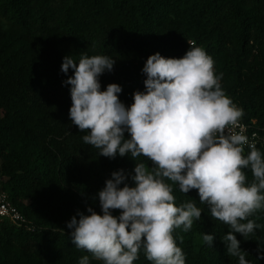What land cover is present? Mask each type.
I'll return each instance as SVG.
<instances>
[{
	"label": "trees",
	"instance_id": "1",
	"mask_svg": "<svg viewBox=\"0 0 264 264\" xmlns=\"http://www.w3.org/2000/svg\"><path fill=\"white\" fill-rule=\"evenodd\" d=\"M0 15L9 25L0 27V179L28 219L23 226L0 222V264H78L85 255L90 264H103L73 245L67 222L89 206L100 211L93 197L113 171L131 173L136 161L153 167L144 156H100L83 141L87 132L69 118L71 86L64 81L74 73L61 71L65 56L116 59L114 70L100 77L102 89L119 83L120 99L131 105L134 92L145 89L147 58L183 57L191 42L213 58L243 118L264 128V0H0ZM245 172L251 182V170ZM173 189L177 206L195 201L204 210L190 231L174 232L186 264H238L220 239L228 225L211 218L197 190ZM250 219L262 227L247 240L237 237L246 259L264 264L256 258L264 210ZM204 233H215L214 247L203 243ZM134 264L152 262L141 251Z\"/></svg>",
	"mask_w": 264,
	"mask_h": 264
},
{
	"label": "clouds",
	"instance_id": "2",
	"mask_svg": "<svg viewBox=\"0 0 264 264\" xmlns=\"http://www.w3.org/2000/svg\"><path fill=\"white\" fill-rule=\"evenodd\" d=\"M189 44L183 57L156 52L147 58L145 89L134 92L131 105L120 99L119 83L102 89L100 77L114 70L116 59H63L61 71L74 73L64 81L71 86L69 118L87 132L83 141L100 156L128 155L135 161L144 156L153 166L149 170L136 161L131 173L113 171L93 197L100 211L89 206L67 222L73 245L103 264H134L141 251L152 264H186L174 232L190 231L204 210L195 201L177 206L174 184L184 194L198 191L211 218L229 227L220 238L227 255L251 264L237 234L247 240L262 227L250 217L264 210V152L240 125L244 111L222 88L223 74L215 72L213 58ZM245 169L252 172L251 182ZM215 238V233L202 234L208 247ZM257 252V260L264 259V245L259 243ZM78 264H90L89 256Z\"/></svg>",
	"mask_w": 264,
	"mask_h": 264
},
{
	"label": "built area",
	"instance_id": "3",
	"mask_svg": "<svg viewBox=\"0 0 264 264\" xmlns=\"http://www.w3.org/2000/svg\"><path fill=\"white\" fill-rule=\"evenodd\" d=\"M239 107V106H238ZM240 125L244 128L245 134L249 137L250 143H255L256 146L264 147V128L257 126L256 120L247 121L241 119ZM247 146H245V149ZM4 177L0 179V222L7 220L16 226H23L28 223L25 214L12 202L8 191L4 187Z\"/></svg>",
	"mask_w": 264,
	"mask_h": 264
},
{
	"label": "rangeland",
	"instance_id": "4",
	"mask_svg": "<svg viewBox=\"0 0 264 264\" xmlns=\"http://www.w3.org/2000/svg\"><path fill=\"white\" fill-rule=\"evenodd\" d=\"M0 27L2 28H8L9 25H8V22L0 15ZM1 158H0V165H1Z\"/></svg>",
	"mask_w": 264,
	"mask_h": 264
}]
</instances>
